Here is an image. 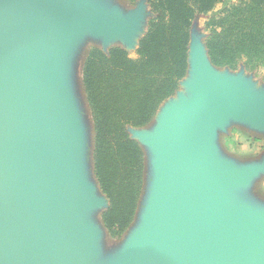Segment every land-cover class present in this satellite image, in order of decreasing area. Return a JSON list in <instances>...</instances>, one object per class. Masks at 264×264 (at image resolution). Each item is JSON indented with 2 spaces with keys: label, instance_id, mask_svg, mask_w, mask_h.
<instances>
[{
  "label": "water",
  "instance_id": "95a60500",
  "mask_svg": "<svg viewBox=\"0 0 264 264\" xmlns=\"http://www.w3.org/2000/svg\"><path fill=\"white\" fill-rule=\"evenodd\" d=\"M131 27L78 0H0V264H83L88 255L95 233L80 225L77 208L96 203L81 184L78 128L55 63L68 36L127 38ZM206 59L197 104L152 140L161 162L150 229L122 264H264V212L233 213L224 200L255 171L214 164L210 148L228 116L264 127V106L243 88L220 87L208 50Z\"/></svg>",
  "mask_w": 264,
  "mask_h": 264
},
{
  "label": "trees",
  "instance_id": "16d2710c",
  "mask_svg": "<svg viewBox=\"0 0 264 264\" xmlns=\"http://www.w3.org/2000/svg\"><path fill=\"white\" fill-rule=\"evenodd\" d=\"M134 3L138 0H128ZM152 18L134 57L121 46L95 47L82 80L94 124V173L109 206L102 221L112 237L133 224L145 185L146 155L129 128H145L187 76L191 31L225 0H147ZM212 64L249 71L264 67V0H238L208 19Z\"/></svg>",
  "mask_w": 264,
  "mask_h": 264
},
{
  "label": "rangeland",
  "instance_id": "374dc122",
  "mask_svg": "<svg viewBox=\"0 0 264 264\" xmlns=\"http://www.w3.org/2000/svg\"><path fill=\"white\" fill-rule=\"evenodd\" d=\"M238 0H225L206 16H199L192 28L189 49V70L176 95L160 107L152 123L145 128H130V136L137 140L146 155L145 185L139 209L131 227L120 237H112L106 230L102 214L109 206L98 186L94 173V124L83 85V67L92 48L108 52L115 46L128 47L129 54H136L135 44L148 30L152 18L147 0L134 3L128 0H78L81 7L95 9L109 18H117L132 24L128 37L107 35L90 30H81L61 40L60 51L55 63V81L60 96L68 103L70 112L75 117L78 128L79 147L76 153V165L81 184L90 189L91 198L96 205L89 208H77L78 220L83 228L92 230L95 239L89 246L88 255L83 264H122L132 242L147 234L148 220L155 207L159 187L161 156L152 140L160 136L164 123L177 116L185 105L194 106L198 100L203 67L209 68L206 59V29L208 19L220 16L222 12ZM129 29V30H130ZM138 38V39H137ZM122 46V47H123ZM213 80H218L220 87L243 88L250 92L264 106V67L249 71L244 64L235 71L214 66L209 69ZM213 151L212 162L231 166L234 169L255 171L247 184L228 187L224 193L226 205L233 213L240 209L264 212V127L246 118L228 116L217 128L210 142Z\"/></svg>",
  "mask_w": 264,
  "mask_h": 264
},
{
  "label": "crops",
  "instance_id": "0c3cea01",
  "mask_svg": "<svg viewBox=\"0 0 264 264\" xmlns=\"http://www.w3.org/2000/svg\"><path fill=\"white\" fill-rule=\"evenodd\" d=\"M264 200V199H263Z\"/></svg>",
  "mask_w": 264,
  "mask_h": 264
}]
</instances>
